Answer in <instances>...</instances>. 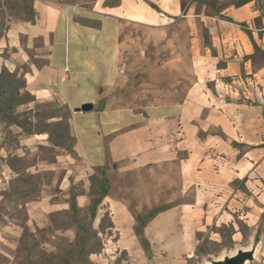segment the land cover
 Segmentation results:
<instances>
[{"label": "crops", "instance_id": "0c3cea01", "mask_svg": "<svg viewBox=\"0 0 264 264\" xmlns=\"http://www.w3.org/2000/svg\"><path fill=\"white\" fill-rule=\"evenodd\" d=\"M182 1L33 0L35 21L14 22L0 38V69L25 73L36 99L67 104L75 172L100 169L95 218L111 215L116 243L137 222L132 192L147 196L139 200L149 210L164 208L147 226H168L187 258L239 196L264 210V16L255 0L226 5L223 17L197 10L196 0L183 9ZM181 23L191 57H175V74L189 62L187 87L142 105L120 103L124 55L151 42L180 49ZM84 103L93 109L75 110Z\"/></svg>", "mask_w": 264, "mask_h": 264}, {"label": "rangeland", "instance_id": "374dc122", "mask_svg": "<svg viewBox=\"0 0 264 264\" xmlns=\"http://www.w3.org/2000/svg\"><path fill=\"white\" fill-rule=\"evenodd\" d=\"M184 1L187 7L190 0ZM196 1L197 10L205 7L223 17L221 9L236 0ZM33 10V0H0V38L12 23L31 21ZM177 28L180 39L170 36L181 40L180 49L151 42L124 55L127 80L120 103L142 105L162 100L164 90L187 87L189 62L182 64L181 77L175 74V57H191L186 30L182 23ZM16 113L23 127L0 118V264H214L246 250L252 257L241 264H264V210L241 196L227 208L232 215L200 233L196 254L185 258L168 226L160 223V233L158 225L147 226L164 208L149 210L139 200L147 196L128 191L137 222L125 230L119 246L111 215L103 210L99 223L95 218L102 193L100 169L75 172L81 163L67 104L59 97L35 99ZM83 193L91 195V203L80 206L75 198Z\"/></svg>", "mask_w": 264, "mask_h": 264}, {"label": "trees", "instance_id": "16d2710c", "mask_svg": "<svg viewBox=\"0 0 264 264\" xmlns=\"http://www.w3.org/2000/svg\"><path fill=\"white\" fill-rule=\"evenodd\" d=\"M258 9L262 11L264 16V0H255ZM251 0H236L233 2L235 6H240ZM182 8L186 9V3L182 1ZM34 15V10H33ZM34 18L31 21H35ZM17 83V85H15ZM10 91V92H9ZM35 95L26 87L25 73L20 70L10 71L8 68L0 70V118L6 122L14 123L23 127L22 122L16 113V108L27 103L34 101ZM25 131H28L25 129ZM29 132V131H28ZM93 215V214H92Z\"/></svg>", "mask_w": 264, "mask_h": 264}, {"label": "water", "instance_id": "95a60500", "mask_svg": "<svg viewBox=\"0 0 264 264\" xmlns=\"http://www.w3.org/2000/svg\"><path fill=\"white\" fill-rule=\"evenodd\" d=\"M93 107L94 106L91 103H84V104L81 105V107L76 108L75 110L76 111H81V110H83V111H89V110H92ZM239 255L240 256H238L237 258H230L228 260L227 264H238L239 262L244 261L245 258L252 257L250 251H245V252L241 251Z\"/></svg>", "mask_w": 264, "mask_h": 264}, {"label": "bare ground", "instance_id": "6f19581e", "mask_svg": "<svg viewBox=\"0 0 264 264\" xmlns=\"http://www.w3.org/2000/svg\"><path fill=\"white\" fill-rule=\"evenodd\" d=\"M246 251H248V250H246ZM240 252L241 251H239L238 252V254L236 255V256H230V257H228V259H226L225 260V262L223 263V262H220V261H215V262H211V263H214V264H227V262H228V260L230 259V258H237L238 256H240L239 254H240ZM245 252V251H244ZM237 253V252H236ZM235 255V254H234ZM245 259H247V258H245ZM244 259V260H245ZM249 259V258H248ZM243 262V261H242ZM242 262H239L238 264H241Z\"/></svg>", "mask_w": 264, "mask_h": 264}, {"label": "built area", "instance_id": "2783aa9c", "mask_svg": "<svg viewBox=\"0 0 264 264\" xmlns=\"http://www.w3.org/2000/svg\"><path fill=\"white\" fill-rule=\"evenodd\" d=\"M78 8H83V7H82V6H78V7H77V6H74V7H73L74 10H76V9H78ZM68 70H69V69H68V67L66 66V67H65V70H64L65 74L62 76V80H63V81L68 77V72H67Z\"/></svg>", "mask_w": 264, "mask_h": 264}]
</instances>
